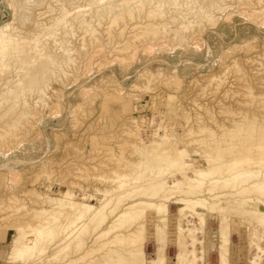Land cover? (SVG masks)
I'll list each match as a JSON object with an SVG mask.
<instances>
[{"label": "rangeland", "instance_id": "1", "mask_svg": "<svg viewBox=\"0 0 264 264\" xmlns=\"http://www.w3.org/2000/svg\"><path fill=\"white\" fill-rule=\"evenodd\" d=\"M83 1L86 0H81L78 3L82 5ZM212 2L222 8L211 6ZM57 5L54 0H0V25L11 22L15 27L7 31L12 34L14 43L12 42L13 44L8 46L0 44V64L9 65L7 71L0 70L1 95L2 93L8 94L1 86L6 82L8 84H4L5 86L10 85L15 80V71L18 68H29L33 64V54L22 51V49L30 50L32 42L22 36L36 31V21L46 22L48 16L50 18V15L52 17L57 13L59 11ZM198 6H202L203 10H208L209 20L194 17L191 14V11ZM176 7L170 6L167 7L168 10L164 8L162 14L152 15L148 12L150 8L144 6V10L141 8L139 12L138 9H134L133 17L130 15L129 18L128 14H123L124 17L119 16L120 18L115 19L116 21H111L112 19L109 17L111 13H101L104 12L101 9L97 14L94 12L96 7L91 6L92 9L89 11L92 12V15L86 13L85 19L89 20L90 16L94 17L90 22L94 25L97 21L95 27L99 25V30H97L96 36L98 35L97 39H100L92 40L76 27L73 31L64 34L66 37L62 35V38L67 41L66 47L72 51V53L69 51V55L73 59L71 58L67 62L63 54L56 51L53 45H49L55 51V60L57 59V64H60L62 69L61 72L55 71V77L49 79L45 92H50H46L41 98H38L40 100H36L35 95L30 96L31 98L28 97L30 105L28 112L31 117L18 118L21 109L16 107V109L8 111V101H4L0 105V131H2L0 133H5L8 130L7 132L10 134L0 137V264H9L6 261V252L9 249L11 238L15 234L16 225H24L25 222L36 223L37 219L33 218L32 208L37 209L40 205L42 206L40 200L36 198L42 194L57 196L58 189L73 188L74 192L83 189L88 194L93 193L95 187H103V183L101 184L96 178L98 175L109 176V171L116 167L115 164L123 151L124 155H129L127 147L134 136L138 135L137 137L140 139L143 137L142 141H147L151 139L155 130H158L156 131L158 134H161L165 128L174 133L181 129L186 131L188 125L185 124V121L189 119L190 123H194L196 118H199L201 120L197 121L208 124L209 122L210 124L220 122V124L229 125L233 121L238 123L240 121L241 124L245 122L252 126L253 144L259 142L264 144V10H262L264 9V0H196L188 8L192 9L191 11L187 9L186 13L182 12L186 19L179 15L173 22H166L167 15L177 13L174 12L178 9ZM72 18H76V20ZM80 18L81 15L77 12H73L67 17L68 21L74 23L73 26ZM137 18L139 21L136 20ZM121 19L125 23L121 22ZM163 22L165 28L160 27L161 24H164ZM115 23L118 25L120 23V25L117 27ZM153 24L154 26L157 24L159 27L158 32H155L156 35L150 30ZM101 25L105 28L103 27V29ZM130 25H133L135 29ZM118 33L124 34V36H118ZM138 35L143 36L141 40ZM58 37H61V34ZM89 39L95 43L90 42ZM245 90L248 93L243 92L242 95V91ZM246 95L251 96V98L248 96L249 101L252 100L251 103L256 105L259 103L260 107L257 106L260 110L254 104L249 105L250 102L246 99ZM253 97L256 101L253 100ZM239 98L243 100L240 101ZM39 101H43V103ZM245 101L246 104L243 105ZM237 104H240L239 107L243 106L239 108ZM3 105L6 107L4 108ZM252 106H255L256 109ZM234 108L238 109V113ZM235 111L237 115L240 111L242 113L240 112L237 116ZM34 112H36V116ZM225 112L227 114H224ZM245 112L248 114L247 116ZM12 114L13 116H11ZM257 115L258 117H256ZM8 117L13 119L9 120ZM203 117L204 119H202ZM212 117L214 118L212 119ZM225 118L226 120H224ZM17 124H19L18 127ZM136 127L140 129L139 133ZM173 127H175V131ZM24 130L27 131L23 133ZM128 134L131 136L129 137ZM227 135L226 138H228ZM107 146L111 148H107ZM120 149L122 152H119ZM97 154H101L98 160H96ZM110 157L111 159H109ZM86 169L87 171H85ZM81 172L83 173L81 174ZM80 176L84 178V182ZM11 197L15 198L14 203ZM92 202L95 203V200ZM150 215H147V219H149L146 222H148L147 227L152 229L153 217L151 216V218ZM169 215V227L172 226V230L169 229L163 242L165 244L162 251L163 264H172L177 253L172 233L175 230L178 216L174 211L169 212ZM28 217L30 218L28 219ZM174 220L176 221L174 222ZM253 224L255 223L248 221L242 223V228L240 227L242 235L240 236L239 231L231 233L224 251L227 264H250V258L256 254V250L252 245L248 247L250 240L246 227H251ZM150 229L145 234L142 244L146 259L152 258L156 252L152 230V234L148 233ZM201 229L197 236L204 244H207V248L205 247L201 252L197 251V255L204 264H218L217 222L210 220ZM199 230L197 231L199 232ZM123 233L125 234V232ZM260 242L264 245V239ZM75 251L73 250L72 253L59 260L56 259L57 261L45 263L75 264L67 263L70 259L77 258L81 253L80 250ZM73 253L74 255H72ZM263 258L260 260L261 264H264ZM104 260L105 258L96 259L91 264H102ZM82 262H85V259ZM33 263L37 264L33 261L18 264Z\"/></svg>", "mask_w": 264, "mask_h": 264}, {"label": "bare ground", "instance_id": "2", "mask_svg": "<svg viewBox=\"0 0 264 264\" xmlns=\"http://www.w3.org/2000/svg\"><path fill=\"white\" fill-rule=\"evenodd\" d=\"M54 1L58 4L57 7L59 11L52 15V17L50 15V18L48 16V20L46 22L36 21V31L32 33L25 32L26 34L22 36L24 39L26 38L27 41L32 42V47L30 50L22 49V51H27L28 53L33 54V64L29 68L22 67V69L18 68V70H14L16 73V78L11 82L10 85H4L6 83L8 84L6 80V83L1 82L4 85L3 86L1 84V87H3V89L6 90L8 94L5 95V93H2L1 95L0 93V105L4 101H8V111L19 107L21 111H19L20 113L18 114V118L21 119L22 117L24 118L26 116L31 117L28 112V107L30 106L28 97L31 98L30 96L35 95L37 97L36 100H40L38 98H41L42 95L47 92H45V88L47 87L49 79L54 76L56 73L55 71L61 72L62 68H60V64H57V59L55 60V51H53L49 45H53L56 51L58 50V52L63 54V56H65V61L67 62L72 58H70L71 55H69V51L71 50L66 47L65 44L67 41L62 38V35L67 34L69 31H73L74 27H76L83 31V33L86 34L90 39L95 40L98 38V35L96 36V34H98L97 30H99V25L97 26L98 29L95 27L97 21H95V24L93 23L94 25H92L90 21H92V18L94 17L90 16L89 20L85 19L87 14L89 15V13H92L89 11L92 9L91 6L96 7L94 12H97V14L99 10L101 11V9L104 11L101 13H111L109 15V17H111L110 19H112L111 21H116L118 17L122 16L123 14H128L129 18L130 15L133 17V14H135L132 13L133 10L138 9L139 12V9L143 8L144 6H148L150 8L148 12L152 15L157 13L162 14V10L164 8L177 6L176 8L178 9L174 10V12H177L176 14L171 13L167 16L165 15L167 19L166 22H173L179 15L184 17L183 19H186L182 12L187 11L190 5L194 4L196 0H86V3L83 1L84 4L82 5L78 3L81 0ZM67 2H69V5H67ZM212 5H215V3L213 4L212 2L211 6ZM215 6L220 9L222 8L217 5ZM143 10L141 11L143 12ZM73 12H77L79 15H81V18L75 22V26H73L74 23L68 21L67 19V17ZM46 14L48 15L47 12ZM191 14H193L194 17L207 18L208 20L210 19V13L208 10H203L202 6L196 7L195 10L193 9ZM74 19L76 20V18ZM136 20L139 21L138 18ZM160 21L162 22L161 19ZM121 22L125 23V21H122V19ZM129 22L128 24H130ZM110 24L112 23L110 22ZM181 24H183V22H181ZM119 25L117 24V27ZM122 26L123 24L121 27ZM155 26L153 24V27L150 29L154 34L155 32H158L157 30L159 28L157 24ZM101 27L103 28L104 26L101 25ZM160 27L165 28V23L161 24ZM13 28L15 27H13L11 22L0 25V44L3 46H8L14 43L12 34L7 32ZM121 32L123 31L121 30ZM60 34L61 37H58ZM84 34L83 36H85ZM119 35L124 36V34L121 33H118V36ZM142 37H140V40ZM78 38L80 39L81 37ZM92 40L90 42L95 43V41ZM63 58L61 59L63 60ZM60 63H62V61ZM7 67H9L8 64H0V70L2 71L6 70ZM247 90L242 91V95L243 92L246 94ZM248 96L246 99L249 101ZM249 97L251 98V96ZM53 98L55 97L53 96ZM242 100L240 99V101ZM253 100H255L254 97ZM43 101L41 102L43 103ZM250 101L252 100L250 99ZM245 104L246 101L243 103V105ZM250 104L252 105L254 103L250 102L249 105ZM243 105H241V107ZM254 105L257 106L256 104ZM255 106L252 107L256 109ZM258 106L260 107V105ZM3 107L5 108L6 105H3ZM259 107L258 110H260ZM227 109L229 108L227 107ZM229 111L227 112L229 113ZM236 111L238 113V109ZM35 113L36 112H34V114ZM224 114L227 113L225 112ZM5 115L7 116V114ZM247 115L248 114L246 113V116ZM11 116H13V114ZM204 117L202 119H204ZM256 117H258V115ZM10 118L12 117H8L9 120ZM213 118L214 117H212V119ZM198 119L199 118H196L194 123H190L189 119L185 121V124L188 125V128L186 127V131L177 129L178 132L174 133L169 132L170 129L166 130V128L162 130L161 134L156 132L158 130H155L154 132L152 131L153 135L152 137L150 136L151 139L147 141H142L143 137L141 139L137 137L140 129L136 127L138 129V133L136 132L137 136L133 137L131 143H129L130 145L127 143V145H129L127 147L129 155H124V151L122 152L121 150L125 146L120 147L121 149L119 152L121 151L122 155L118 158L117 164H115L116 160L113 162L116 167H111L112 169L109 171V176L98 175L96 179L101 184L103 183V187H95L93 189L94 192L92 190L93 193L87 194L85 191H83V189L79 190V192H74L72 191L73 188H66L64 190L58 189L59 194L57 196H51L49 194H42L41 196L38 195L39 197L36 199L40 200L42 206L40 205L37 209L30 207L32 208L33 218L37 219L36 223L31 224L25 222L26 224L24 225H16L14 228L15 234L12 236L9 249L6 252L7 263L18 264L26 263L27 261H33L37 262V264H40L42 262H53V260L55 261L56 259H61V257H66L72 253L73 250H80L81 253L77 256V258L70 259L67 263L91 264L96 259L105 258L102 264H163L164 257L162 251L165 246L163 242L169 232V229L172 227H169L168 215L169 212L171 213L174 211V213L178 216L176 218L177 221L174 220V222L176 221L177 224L175 226L174 232L172 233L174 237L173 243L177 253L172 264H204L198 257L197 251H203L205 247L207 248V244H204L199 236H197V233H200L202 226L210 220H215L217 222L216 231L218 238V264H227V258L224 251L226 249L225 246L229 241L228 239L231 236V233H234V231L236 233L239 231V236L242 235L240 233V227L242 223L247 221L249 223H255L251 227H246V231L248 230L247 234L250 240V245H248V247L252 245L254 250H256V254L254 253L255 255L250 258V264H261L260 260L264 256V245L260 242L264 239V144L260 142L253 144L251 139V132L253 130L252 126L247 125L245 122L241 124L239 121V124L238 122L231 121L232 123L229 125H224L223 123L220 124V122H214L212 124L209 122L208 124L206 122L203 123L197 121ZM224 120H226V118ZM24 123L26 122L24 121ZM18 125L19 124L16 126L18 127ZM8 128L10 127L8 126ZM173 128L175 131V127ZM17 130L19 129L17 128ZM132 130L134 131L135 129ZM7 131H5V133H0V137H3L4 134L8 135L9 132ZM26 131L27 130H24L23 133ZM227 134L231 135L228 136ZM226 135L228 138H226ZM189 147H191V149H189ZM107 148L111 147L107 146ZM109 150L107 151L110 152ZM97 155L96 160L100 159L99 156H101V154ZM109 159H111V157ZM93 168L95 169L94 166ZM87 169L90 170V168ZM87 169L85 171H87ZM82 173L83 172H81V174ZM81 179L83 181L84 178ZM89 187L90 186L88 185V188ZM92 200H95V203H93ZM15 201L16 200L13 197L12 202L14 203ZM148 211H150V213H148ZM148 214H151L150 217H153V220L151 219L153 223L152 229L147 227L148 222L146 221L149 219H147ZM29 218L30 217H28V219ZM149 227H151V225ZM243 227L245 228V226ZM148 229H150L148 233H151V230L153 232V237L156 243V252L152 258L146 259L144 252L145 250H143L142 244L145 240V234L147 233ZM197 230H199V232ZM123 232H125V234ZM72 255H74V253ZM84 259L85 262H82ZM62 261L64 260L62 259Z\"/></svg>", "mask_w": 264, "mask_h": 264}]
</instances>
